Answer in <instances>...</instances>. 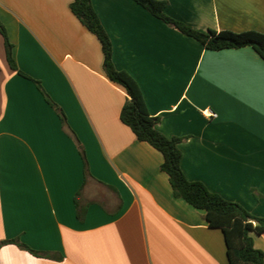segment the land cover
Instances as JSON below:
<instances>
[{
    "label": "crops",
    "instance_id": "0c3cea01",
    "mask_svg": "<svg viewBox=\"0 0 264 264\" xmlns=\"http://www.w3.org/2000/svg\"><path fill=\"white\" fill-rule=\"evenodd\" d=\"M73 0H0V264H227L220 229L173 197L162 155L121 123ZM207 32L264 33V0H161ZM112 62L137 83L157 130L180 138L189 181L264 218V61L211 51L133 0H91ZM20 72V73H19ZM211 111L214 116H209ZM264 256V233L251 234Z\"/></svg>",
    "mask_w": 264,
    "mask_h": 264
},
{
    "label": "trees",
    "instance_id": "16d2710c",
    "mask_svg": "<svg viewBox=\"0 0 264 264\" xmlns=\"http://www.w3.org/2000/svg\"><path fill=\"white\" fill-rule=\"evenodd\" d=\"M133 1L166 25L195 39L207 50L219 51L250 46L264 61V33L259 31L236 33L229 30L201 32L168 17L164 12L165 1ZM69 10L80 24L98 39L103 54L105 76L112 83L121 86L127 95L119 119L138 141L148 143L162 155L160 171L167 175L173 197L183 200L194 209L203 211L208 226L221 230L227 264H264L263 253L254 247L251 236L252 233H264V218L250 214L239 204L227 201L211 193L202 183L189 181L185 177L180 166L181 152L178 148L181 139L167 138L157 130L158 119L148 114L137 83L127 72L114 67L111 41L100 23L91 0H73ZM0 35L4 43L6 61L12 70L17 71L11 53L12 45L1 22ZM3 244H16L31 254L38 255L15 240L0 242V246Z\"/></svg>",
    "mask_w": 264,
    "mask_h": 264
},
{
    "label": "built area",
    "instance_id": "2783aa9c",
    "mask_svg": "<svg viewBox=\"0 0 264 264\" xmlns=\"http://www.w3.org/2000/svg\"><path fill=\"white\" fill-rule=\"evenodd\" d=\"M208 115L211 117L214 116V114L211 111H208Z\"/></svg>",
    "mask_w": 264,
    "mask_h": 264
}]
</instances>
